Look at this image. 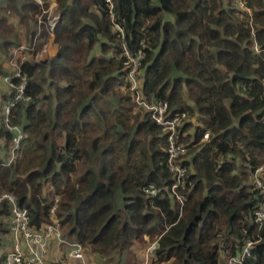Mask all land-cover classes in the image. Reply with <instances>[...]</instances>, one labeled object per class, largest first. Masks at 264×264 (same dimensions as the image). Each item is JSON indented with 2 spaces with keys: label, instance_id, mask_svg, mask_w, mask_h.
<instances>
[{
  "label": "trees",
  "instance_id": "obj_1",
  "mask_svg": "<svg viewBox=\"0 0 264 264\" xmlns=\"http://www.w3.org/2000/svg\"><path fill=\"white\" fill-rule=\"evenodd\" d=\"M55 1L57 53L48 63L21 64L30 102L12 110L10 125L24 136L11 165L0 158V190L28 211L29 227L52 224L56 205L61 238L107 264H139L132 248L147 243L158 244L151 264H227L248 237L259 241L242 264H264V222L259 227L254 215L261 195L252 180L264 166V0H240L249 12L232 0ZM40 14L34 0H0L2 57L23 43L19 32L33 41ZM124 47L130 57L143 53L142 98L166 103L170 116L186 114L187 174L174 193L166 135L134 102ZM7 68L0 66L1 80L11 76ZM9 92L0 90L2 101ZM2 105L0 139L9 154L14 134ZM7 220L2 202L0 248Z\"/></svg>",
  "mask_w": 264,
  "mask_h": 264
},
{
  "label": "built area",
  "instance_id": "obj_2",
  "mask_svg": "<svg viewBox=\"0 0 264 264\" xmlns=\"http://www.w3.org/2000/svg\"><path fill=\"white\" fill-rule=\"evenodd\" d=\"M109 1V0H108ZM237 9L241 11L249 12L240 0H232ZM34 2L40 7L41 14L37 21V33L33 41L30 43H21L14 48L7 60V65L10 69L11 76L3 79L4 83L10 90L13 91V95L8 99L2 109L3 122L6 129L12 132V142L10 144V151L6 158L5 164L11 165L16 158V151L19 147L20 141L23 139V133L18 126L10 125V116L12 110L19 104H28L30 97L26 95L27 77L22 74L20 66L23 62L29 60L31 52L35 51L38 43L42 42L41 38V25L47 26V34L49 39H53V29L57 24L60 16L56 13L55 5L51 0H34ZM46 16V21H43V17ZM119 30V28H117ZM120 31V30H119ZM48 45L47 42H43L42 48L35 53L34 61L39 62L38 59H42L47 54ZM253 50L256 53H260L261 50L258 46L254 45ZM124 55L128 58V74L127 79L131 83L130 91L134 98V102L137 106L141 107L144 111L150 114L151 119L158 125L162 132L166 135L167 139V167L171 174L174 175L175 184L172 186V192L177 186H179L184 180L187 174V169L182 166V157L186 154L187 149L183 140L185 138L184 131L181 127L186 121L187 117L184 113H177L172 116L169 115L168 106L166 103L156 102L148 103L144 100L140 93L141 81L138 78L140 60L143 58V53L139 52L137 56L130 57L126 48L124 47ZM30 58V59H31ZM17 80V82H14ZM208 138V134H205L204 139ZM264 173V166L255 170L252 180L253 186L260 191L261 200L258 209L255 211V223L260 227L264 222V182L261 177ZM146 193L150 196H156L157 191L153 186H149ZM180 204L184 201V197L176 195ZM5 202L9 206V236L11 237V249L5 253L4 264H59L62 261L75 260L80 264H86L84 250L76 243H67L61 238V231L59 223L52 221V224L45 225L41 232L33 231L29 227V216L26 209L20 208L15 197L0 190V203ZM57 200H55V203ZM54 205L51 213L53 216ZM51 241H55L58 245L65 247L66 251L62 258H56L53 262L48 260V251ZM259 241V239L246 238L241 251L235 256L231 257L227 264H242L244 259L250 254L252 247ZM156 248L155 244H152L148 249V253L152 256L153 250ZM148 255L145 256L144 263L148 264Z\"/></svg>",
  "mask_w": 264,
  "mask_h": 264
},
{
  "label": "rangeland",
  "instance_id": "obj_3",
  "mask_svg": "<svg viewBox=\"0 0 264 264\" xmlns=\"http://www.w3.org/2000/svg\"><path fill=\"white\" fill-rule=\"evenodd\" d=\"M55 1V0H54ZM55 3H56V1H55ZM57 6V4H55V6L54 7H56ZM47 39H49V38H47ZM47 39H46V41H47ZM43 41H45V39L43 38L42 39ZM45 41V42H46ZM19 42H27L26 41V37L24 36V30L23 31H21V32H19ZM51 55L49 54V50H47V54L46 55H44L43 56V58L42 59H38L39 60V62H41V61H43L42 63H48L49 62V57H50ZM31 58V56L30 57H28V59H30ZM5 62V65L7 64V58L5 59L4 57H2V55H0V66H1V64L2 63H4ZM6 66H8V65H6ZM7 70H8V68H6ZM9 71H10V69H9ZM140 74V73H139ZM4 79V78H3ZM3 79L1 80L0 79V90L2 91V92H5L6 94H9L10 92H9V88H8V86L4 83V81H3ZM2 97H1V94H0V101L2 102V107L4 106V104H5V102L4 101H2V99H1ZM184 134H185V137H186V134H187V132H184ZM204 140H206V139H204ZM0 144H1V141H0ZM114 200H115V205H116V207H121L122 206V195H121V193H120V191L119 190H115L114 191ZM8 222H9V220H7ZM52 221H57L56 219H55V212L53 213V216H52ZM58 222V221H57ZM146 240H147V238H145ZM151 246H152V244H150V243H147V244H145V245H142V244H135V246H133V248H132V251L135 253V255H136V260L138 261V263L139 264H143L144 263V259H145V256L146 255H148V264H151V255L148 253V249H150L151 248ZM1 249V248H0ZM10 249H11V247H10ZM8 250H9V248H7V251H5V252H8ZM4 254V249L0 252V255H3ZM92 254L93 255H97V254H95V253H92V252H90V250L89 249H85L84 250V256H85V259L88 257H93L92 256ZM98 257V256H97ZM99 258V257H98ZM55 260V258L54 259H52L51 260V262H53ZM67 261V260H66ZM66 261H64V263L66 262ZM66 263H68V261L66 262ZM65 263V264H66ZM102 264H107L106 263V261H104V262H102ZM109 264V263H108Z\"/></svg>",
  "mask_w": 264,
  "mask_h": 264
},
{
  "label": "crops",
  "instance_id": "obj_4",
  "mask_svg": "<svg viewBox=\"0 0 264 264\" xmlns=\"http://www.w3.org/2000/svg\"><path fill=\"white\" fill-rule=\"evenodd\" d=\"M52 2H53V4L55 5L56 3H55V1L54 0H51ZM17 30V29H16ZM47 45H48V50H49V54L51 55L49 58V61L56 55V53H57V50H58V46L57 45H55L54 43H53V41H52V39H47ZM1 55V54H0ZM44 61V60H43ZM43 61H41V63L43 62ZM7 65V64H6ZM5 65V62L4 63H2L1 64V66L3 67V68H7V66ZM0 141H1V144H0V158L2 157H4L5 155H7L8 156V153H7V151L6 152H4L3 153V149H4V141L3 140H1L0 139ZM11 245H12V242H11V237L9 236V234L5 237V239L3 240V244H2V247H1V249H0V252L4 249V254L6 253L5 251H7V248H9V250H10V247H11ZM8 250V251H9ZM65 251H66V249L64 248V247H62V246H60V245H58V243H56L55 241H51V243H50V246H49V251H48V260H49V262H51V260L52 259H56L57 257L58 258H61L62 256H58L59 254H63V253H65ZM92 256L93 257H87L86 259H85V261H86V264H102V260L101 259H99L98 257H97V255H93L92 254ZM67 262V261H66ZM65 262V263H66ZM64 263V264H65ZM66 264H80L79 262H77V261H75V260H69L68 261V263H66ZM164 264V263H163Z\"/></svg>",
  "mask_w": 264,
  "mask_h": 264
},
{
  "label": "water",
  "instance_id": "obj_5",
  "mask_svg": "<svg viewBox=\"0 0 264 264\" xmlns=\"http://www.w3.org/2000/svg\"><path fill=\"white\" fill-rule=\"evenodd\" d=\"M156 245V247L158 246V244H155Z\"/></svg>",
  "mask_w": 264,
  "mask_h": 264
}]
</instances>
